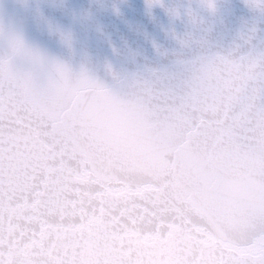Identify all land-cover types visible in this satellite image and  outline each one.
Returning a JSON list of instances; mask_svg holds the SVG:
<instances>
[{
    "label": "snow or ice",
    "instance_id": "1",
    "mask_svg": "<svg viewBox=\"0 0 264 264\" xmlns=\"http://www.w3.org/2000/svg\"><path fill=\"white\" fill-rule=\"evenodd\" d=\"M255 69L204 63L177 97L179 117L199 127L209 106L239 103L264 121V72ZM56 72L37 90L0 61V264H264V208L238 233L211 228L154 180L105 166L72 124L89 98L123 101Z\"/></svg>",
    "mask_w": 264,
    "mask_h": 264
},
{
    "label": "water",
    "instance_id": "2",
    "mask_svg": "<svg viewBox=\"0 0 264 264\" xmlns=\"http://www.w3.org/2000/svg\"><path fill=\"white\" fill-rule=\"evenodd\" d=\"M217 58L264 72V0H0V61L16 77L40 90L62 67L143 108L171 158L219 149L264 168V121L255 110L211 105L199 127L178 115L177 97ZM102 163L154 180L181 204L174 168Z\"/></svg>",
    "mask_w": 264,
    "mask_h": 264
},
{
    "label": "clouds",
    "instance_id": "3",
    "mask_svg": "<svg viewBox=\"0 0 264 264\" xmlns=\"http://www.w3.org/2000/svg\"><path fill=\"white\" fill-rule=\"evenodd\" d=\"M109 104L89 98L72 124L82 144L101 161L174 168L183 188L181 204L199 222L238 233L264 208V168L224 150L193 151L189 158H171L158 126L139 105Z\"/></svg>",
    "mask_w": 264,
    "mask_h": 264
}]
</instances>
